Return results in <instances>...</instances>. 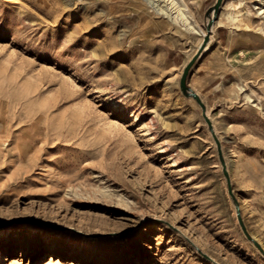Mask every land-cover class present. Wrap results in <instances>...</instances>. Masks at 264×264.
Here are the masks:
<instances>
[{"label":"rangeland","instance_id":"1","mask_svg":"<svg viewBox=\"0 0 264 264\" xmlns=\"http://www.w3.org/2000/svg\"><path fill=\"white\" fill-rule=\"evenodd\" d=\"M217 1L0 0V264H264V0Z\"/></svg>","mask_w":264,"mask_h":264},{"label":"bare ground","instance_id":"2","mask_svg":"<svg viewBox=\"0 0 264 264\" xmlns=\"http://www.w3.org/2000/svg\"><path fill=\"white\" fill-rule=\"evenodd\" d=\"M154 11L169 18L172 22H177L179 19L184 23L191 25L187 14L183 7L177 2V0H147ZM236 18L233 17V20ZM2 232H0V235Z\"/></svg>","mask_w":264,"mask_h":264},{"label":"water","instance_id":"3","mask_svg":"<svg viewBox=\"0 0 264 264\" xmlns=\"http://www.w3.org/2000/svg\"><path fill=\"white\" fill-rule=\"evenodd\" d=\"M221 2H222V0H218L217 1V3H216V5H215V8H214V10H215V16L217 15V12H218V10H219V8H220V4H221ZM213 22H214V19H212L211 21H210V26L213 24ZM207 40V39H206ZM192 62L193 61H191L186 67H185V69H184V73H183V75H182V78H181V82H180V84H181V88H182V90L184 91V93L185 94H187V95H192L203 107H204V105H203V102H202V100H201V98H200V96L197 94V93H195V92H191V90H190V88L188 87V85H187V76H188V73H189V70H190V67H191V64H192ZM239 218H240V215H239ZM241 219V218H240ZM242 226H243V229H244V231L245 232H247L246 231V228L244 227V225L242 224ZM249 238H251L252 240H253V242L255 243V245H257L260 249H262V247L260 246V244L255 240V239H253L252 237H250V236H248Z\"/></svg>","mask_w":264,"mask_h":264}]
</instances>
